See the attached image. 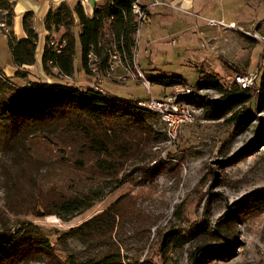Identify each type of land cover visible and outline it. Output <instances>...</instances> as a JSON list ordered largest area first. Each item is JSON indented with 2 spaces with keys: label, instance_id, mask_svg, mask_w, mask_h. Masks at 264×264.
I'll use <instances>...</instances> for the list:
<instances>
[{
  "label": "trees",
  "instance_id": "trees-1",
  "mask_svg": "<svg viewBox=\"0 0 264 264\" xmlns=\"http://www.w3.org/2000/svg\"><path fill=\"white\" fill-rule=\"evenodd\" d=\"M134 2L102 0L91 16L86 14L80 0L50 10L44 20L49 34L41 64L52 82L15 88L0 75V264H140L126 262L115 248L114 236L122 217L117 208L120 201L60 236L62 244L72 240L83 247L82 252L68 253L65 261L54 253L38 227L21 220L11 224L9 217L32 214L70 220L115 191L128 165H133L135 170L143 169L141 164L152 161L153 150L167 141L165 134L150 124L156 120L155 114L138 106L141 101L119 99L92 86L80 89L70 83L53 82L73 78L77 42L78 74L93 75L88 67L89 55L96 58L97 71L102 72L112 48L133 71L137 32ZM13 5L12 0H0V11L7 13L8 49L13 65L18 68L15 77L23 79L27 72L22 67L35 64L38 35L33 27L34 15L27 13L23 17L27 38L16 40L9 30ZM75 18L79 25L77 34ZM60 31L62 35L56 43L51 37ZM51 42L55 43L51 45ZM151 82L166 88L186 85L179 76L161 75ZM195 89L213 91L219 96L209 102L206 119L228 116L239 132L246 129L250 120L246 114H240L246 105L255 99L256 110L264 112L262 65L249 89L239 88L234 81L232 86L225 87L211 75L205 76ZM61 167H69L79 176L69 179L64 186L53 184L44 189L46 173ZM250 209L263 213L264 195L254 198ZM235 214L236 211L231 213V219L218 223L213 232L205 231L197 236V245L189 255L193 264L229 259L232 248L212 247L209 243L225 240Z\"/></svg>",
  "mask_w": 264,
  "mask_h": 264
},
{
  "label": "rangeland",
  "instance_id": "rangeland-1",
  "mask_svg": "<svg viewBox=\"0 0 264 264\" xmlns=\"http://www.w3.org/2000/svg\"><path fill=\"white\" fill-rule=\"evenodd\" d=\"M209 1L212 7L205 10L206 21L213 19L216 23L225 22V25L234 20L236 23L254 22V28H261L264 32V0H236L234 3L232 0L221 3L219 0ZM167 4L166 0H140L141 6L153 5L163 11L168 9ZM236 5L237 8L234 7ZM155 16L148 11L138 30L139 34L138 31L135 33L134 39L138 41L133 50V71L112 48L102 72L98 70L92 76L83 72L78 74L80 53L77 42L73 78L54 79L53 82L70 83L80 89L92 86L119 99L148 101L161 99L168 92L169 95L176 94L182 88L177 86L168 90L151 82L152 79L161 75L179 76L186 82L183 88H192L195 92L186 98L182 96L186 93L178 94L182 101L190 105L194 103L195 122L184 127L177 140H171L166 134L165 125L158 118L150 121L155 130L165 133L167 137L166 142L153 150L154 159L145 161L141 164L143 169L139 170L128 165L119 177L117 189L81 214L67 221L56 216L9 215L11 224L21 220L38 227L49 240L54 253L65 261L68 253L82 252L83 247L72 240L62 244L59 242L60 236L120 201L117 208L122 217L114 243L126 262L193 264L189 255L197 245V236L201 232H213L218 223L231 219V213L236 211V218L229 223V235L225 240L209 243L217 248L228 245L232 248V255L224 261L207 260L203 264H264V212L254 213L250 209L253 199L264 195V112L256 110L255 99L246 105L240 114H246L250 120L246 129L239 132L229 122L228 116L219 120L206 119L209 102L219 96L213 91L195 89L205 76H214L225 87L232 86L237 75L251 73L256 76L264 43L238 33L241 32L238 29L220 26L207 25L206 36L199 38L191 31H182L184 27L180 28L181 32L169 35L158 30L161 29L160 21L157 22L158 29L154 27L155 32L151 36L147 25ZM206 21L199 20L198 23L204 25ZM243 27L248 28L247 25ZM61 35L62 31L51 38L57 43ZM207 36L213 38V45ZM153 39L155 42L151 41ZM173 39L176 44H172ZM147 42H150L149 50L145 47ZM144 49L148 50L147 54H143ZM219 56L226 58L227 62H223ZM261 65L264 67V61ZM110 66L114 68L111 70ZM240 69L244 71L240 72ZM141 72L151 86L150 92L134 77ZM25 86L12 83L15 88ZM155 161L157 163L152 165ZM77 176L78 173L69 167L49 171L45 176L44 189H49L53 184L64 186L69 179Z\"/></svg>",
  "mask_w": 264,
  "mask_h": 264
},
{
  "label": "crops",
  "instance_id": "crops-1",
  "mask_svg": "<svg viewBox=\"0 0 264 264\" xmlns=\"http://www.w3.org/2000/svg\"><path fill=\"white\" fill-rule=\"evenodd\" d=\"M12 1L14 4L13 5V19H12L11 29L9 30L13 33L17 41H22L27 38V35L23 29L24 15L27 13H33L34 15L33 27H35L34 30L36 31L38 35V42H37V47H36V52H35V64L31 66L22 67L23 69L22 71L27 72V76L25 78L20 79V78L15 77V74L18 68L13 65L11 54L8 49V43H9L7 41L8 29H6L5 27L7 13L5 11H0V74L2 73V75L5 78L10 80L12 83H16V84H20V83L27 84V83H35V82L50 84L52 80L49 79L48 76L43 72V68L41 64L42 54H43L45 44H46V38L49 34L45 29L44 20L50 10H54L64 3L71 4L75 2L76 0H12ZM232 1L233 3L236 2V0H232ZM166 2L168 3L167 5H169V7L168 9H165L164 11L158 10L156 7L152 5H150L151 7L149 6V13L151 15H157L152 18L153 21L151 22V24L147 25L151 33V36L155 32V29H158L157 28L158 21L162 23L160 25L161 29H158V30L165 31V33L167 32L169 35H174V34L181 32L180 28L184 27L182 31H191L192 34L194 36H197L198 38L204 37V35L206 36L205 31H208L207 22L209 20L206 21L205 19L206 18L205 10H208L209 7H212V5H209L210 3L209 0H166ZM219 2L221 3L223 2V0H220ZM234 7L237 8V5ZM85 12L88 16H91L93 13V8L91 10L85 9ZM160 17H163L162 20H160ZM165 17H168V19H165ZM223 18L224 17H222V19ZM163 19L165 21H163ZM199 20L203 22L206 21V23L204 25L203 24L200 25L198 23ZM238 20L240 19L238 18ZM234 23L236 25L235 29H238V31L242 32V33L238 32L240 34H243L246 36L245 33H249V34H254L256 36L264 37V32L261 28L260 29L254 28V22L242 23V21H238V23H236L234 20V21H230L228 25L234 24ZM75 25H76L75 32H78L79 25H78L77 18H75ZM243 25H247L248 28H244ZM206 38L210 42V44L213 43V40H212L213 38H210L208 36ZM164 39H166V36L164 37ZM151 41L155 42V39ZM171 42L172 44H176L175 39H173ZM149 44L150 42H147V44L145 45V47H147L148 50L150 49ZM148 50L144 49L143 54H147ZM209 51L213 52V50H209ZM218 58H221L223 62H227V59L224 57L219 56ZM250 62L251 60L249 61V63ZM261 63H262V57H261L259 66L261 65ZM140 67H141V63H140ZM240 71H244V70L240 69ZM169 89L172 90V87H169L168 90ZM168 94H165L164 96H167Z\"/></svg>",
  "mask_w": 264,
  "mask_h": 264
},
{
  "label": "built area",
  "instance_id": "built-area-1",
  "mask_svg": "<svg viewBox=\"0 0 264 264\" xmlns=\"http://www.w3.org/2000/svg\"><path fill=\"white\" fill-rule=\"evenodd\" d=\"M220 1V0H219ZM81 6H83L84 9L86 10H91L95 7H98L101 5L102 0H80ZM136 10V31L140 29V26L143 25L142 23L145 21L148 11H149V6H141L140 5V0H136L134 2ZM153 6V5H152ZM151 7V6H150ZM208 26L215 27V26H220V27H227L230 29L236 28L235 23L234 24H229L225 25L224 23H216L213 20H210L208 22ZM139 34V31H138ZM246 35L250 36L251 38L260 41L264 43V37L256 36L254 34H249L245 33ZM137 39L135 41V45L137 46ZM54 43L51 42V45ZM205 45V44H203ZM116 58V57H114ZM89 62L91 71L94 73L97 71V66L95 65L94 62H96V58L93 55H89ZM114 67L110 66V69L112 70ZM1 78L3 81H5L7 84L11 85V83L7 82V78H5L2 73L0 74ZM135 78H137L138 81L141 82V84L144 86V88L147 90V92H150L151 86L150 84H146V77L144 73L141 72V74H135ZM234 83L239 86V88L242 89H249L251 86L254 84L255 81V76L253 74H248V75H237L233 79ZM26 86H30L29 84H26ZM181 91L177 92L176 94L173 95H167L162 97L161 99L158 100H148V101H141L138 102L140 104V107H152L154 110H156V117L158 118L159 122L163 125V120H169L171 122V130L172 133H175L176 135V140L184 127L187 126V121H194L195 122V116L196 113L194 112V116H187L185 115V106L180 105L178 103V94L181 93H195L192 88H181ZM156 162H152V165H155Z\"/></svg>",
  "mask_w": 264,
  "mask_h": 264
},
{
  "label": "bare ground",
  "instance_id": "bare-ground-1",
  "mask_svg": "<svg viewBox=\"0 0 264 264\" xmlns=\"http://www.w3.org/2000/svg\"><path fill=\"white\" fill-rule=\"evenodd\" d=\"M132 9H133V14L136 17V10L137 9L135 8V4L132 5ZM146 84H149V83L146 82ZM189 94L190 93H186L185 95H182V96H183V98H186V97H188ZM178 103L180 105H183V106L186 107L185 108V115H187V116H194V112L196 113L195 107H194V105H192L194 103H191V105H190V103H186V102L182 101L180 97L178 98ZM138 106H140V104H138ZM142 108L147 109V110H149L150 112H152V113H154L156 115V110H154L152 107H142ZM193 122L194 121H187V125L192 124ZM163 124L166 127V130L165 131L167 132L166 134L169 137V139H171V140L174 139L175 140L176 135H175V133H172L170 119L169 120H163Z\"/></svg>",
  "mask_w": 264,
  "mask_h": 264
}]
</instances>
